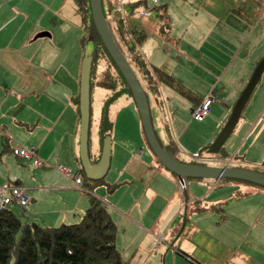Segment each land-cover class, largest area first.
<instances>
[{
    "label": "crops",
    "instance_id": "1",
    "mask_svg": "<svg viewBox=\"0 0 264 264\" xmlns=\"http://www.w3.org/2000/svg\"><path fill=\"white\" fill-rule=\"evenodd\" d=\"M159 1L149 8L143 6L145 13L137 12V18L132 15L133 8L150 3L149 0H117V3L124 17V31L133 34L136 46L138 37L153 39V45L145 50L149 62L142 57L144 62L161 68L174 81L172 86L157 83L160 104L151 114L162 149L183 163L206 162V166L212 167L207 163L214 160L221 162L222 167L264 172V69L217 154L207 152L228 120L255 65L264 56V0H237L233 5L225 0H161L162 8L153 14L150 11ZM37 4L36 0H0V153L4 154L0 157V189L16 186L31 197L25 209L29 220L24 222L44 228L77 223L92 195L115 227L114 246L123 264H264V191L261 189L236 180L190 178L185 191H180L176 176L165 169L173 179L169 177L154 157L151 164L147 157L148 163H142L138 158L140 149L134 153L130 150L126 163L134 170L139 167L140 172L123 176L120 164L116 163L117 179L107 184L112 187L106 191L96 189L104 184L103 179L112 167L114 141L125 144L122 131L137 145L146 142L133 112L130 130L120 117L119 130L115 132L117 116L112 120L108 114V104L112 101L105 104L104 135L109 137L111 148L108 170L101 180L83 179L78 153L80 116L75 100L79 65L76 70L66 67L72 62L64 61L68 52H63L61 61L59 52L48 51L53 43L52 34L38 35L41 39L50 38L51 43L42 40L34 45L38 38L30 40L37 21L29 18ZM241 5H248L250 10L244 12ZM29 24L33 26L30 30ZM177 86L183 88L184 96ZM123 93L131 101L127 106L129 111H133L132 99ZM104 94L102 90L98 106L94 105L95 112L90 103L87 151L92 163L99 158L104 137L99 130ZM206 95L213 98L208 114L200 122L192 120L188 111ZM177 100L183 101L189 110L182 104L183 108L175 106L173 113L172 103ZM161 121L169 124L173 135L170 144L158 133ZM179 121H184L183 125ZM16 146L33 147L35 158L42 165L34 166L33 159L15 157ZM194 153H199L200 159L187 162ZM57 166L78 175L81 188L75 187L72 177L58 172ZM248 200L256 205L248 206ZM229 201L234 202L233 212L224 207L223 214L219 213L221 221L215 218L216 225L226 228V237L211 238L193 219L188 223L184 220L182 229L178 227L174 232L173 226L187 208L194 218L207 208L223 206ZM251 234V243L243 246V240ZM199 236L209 241V254L203 253V249L196 253L194 238ZM227 237L228 246L226 241H221ZM207 256V262H202Z\"/></svg>",
    "mask_w": 264,
    "mask_h": 264
},
{
    "label": "trees",
    "instance_id": "2",
    "mask_svg": "<svg viewBox=\"0 0 264 264\" xmlns=\"http://www.w3.org/2000/svg\"><path fill=\"white\" fill-rule=\"evenodd\" d=\"M100 1L107 26L146 96L147 90L156 92L159 79L174 85L170 75L161 68L141 60L139 54L135 53V47L126 41L125 21L123 15L119 13L116 0ZM74 2L85 33L82 38L80 37L79 45L82 46L87 41L92 46V52L89 54L91 56L90 93L93 89H102L105 92L99 121L100 136H103L107 127L105 104L123 92L131 99L132 97L95 31L88 0H74ZM177 89L185 95L182 87L177 86ZM75 100L78 103V97H75ZM156 162L159 164L157 160ZM79 172L83 175L81 168ZM254 172L264 175L261 171ZM256 188L264 191L262 187ZM183 224L179 223L178 227H183ZM114 232L115 227L104 207L92 195L88 208L77 223L57 228H44L31 222L22 224L8 207L0 210V264H123L114 246Z\"/></svg>",
    "mask_w": 264,
    "mask_h": 264
},
{
    "label": "rangeland",
    "instance_id": "3",
    "mask_svg": "<svg viewBox=\"0 0 264 264\" xmlns=\"http://www.w3.org/2000/svg\"><path fill=\"white\" fill-rule=\"evenodd\" d=\"M36 1L39 4H37L33 8L32 18H29V19H31L33 21H37V24L35 26L36 29L34 30V33L32 34L30 40L34 39V38L35 39L38 38L37 40H35L36 43H34V45L43 42L42 40H45V42L51 43L50 38L41 39L39 37H41L42 33L52 34L53 43L50 44L48 51L57 52V53L59 52L62 56L61 61H63V52H68V58H66V56H65L64 61H72V62H69L68 66H66V67L73 68L76 70L77 66L79 65V70H80L81 61L85 56L89 55L92 52L91 51L92 46H91V43H89L87 41L84 42V45L79 46V43H78L79 38L80 37L82 38V36L85 35V33H84L83 24L81 23V17L78 14L74 0H36ZM160 1L156 6H154L152 8V10L150 12H152L154 14L162 8L163 4L160 3ZM217 1L221 2V0H217ZM225 1L230 2V4H232V5L234 4V2H237V0H225ZM116 3H117V0H116ZM168 3L170 5V1H168ZM119 4L120 3H117V7L119 6ZM150 5H152V4L147 2L142 6H137V7L133 8L134 11L132 12V15L137 18V12L144 10V8L146 9V7L149 8ZM143 6H146V7H143ZM241 10H243L244 12H248L250 10V8L248 7V5H246L245 7H243V5H241ZM258 13H260L259 9H258ZM249 16H252V15L250 14ZM35 19H37V20H35ZM27 27L30 30L33 26L31 24H29V25H27ZM37 29H39V30H37ZM158 33H159V31H158ZM38 35H40V36L38 37ZM158 35H160V33ZM124 37L130 45L135 47V49L139 45V47L137 48L138 52H135V53L139 54V57L141 60H143L142 57L146 60L145 57H147L148 52H145V50L148 48V46L153 45V43H154L153 39L152 38L145 39V36L138 37L139 40H138V43L136 46L135 38H134L133 34L126 32V33H124ZM28 43H29V41H28ZM44 45L46 46V43H44ZM153 53L156 55V52H153ZM154 56L152 58H154ZM146 61L149 62V60H146ZM162 61L164 62L165 59L163 58ZM167 75H169V74H167ZM159 81L163 85H165V83H166L163 79H159ZM78 82H79V74L77 77V83ZM168 85H170V84H168ZM165 86H167V85H165ZM170 86H172V85H170ZM101 92H102L101 89H95L90 94V103H91V106L93 105V111L95 110L94 105L96 103L98 106V102H99L98 99L101 95ZM165 100H166V97H165ZM159 101H158L157 89H156V92L151 91V90H147V102H148V108L150 111V115L154 114L155 109L160 104ZM130 102L131 101L127 97L124 96V93H120L114 100H112L111 103L108 104V114L111 117V119L113 120L114 116L115 115L117 116L116 126L114 128L116 133L119 130V123L121 121L120 117H123L124 123L126 124V128L128 130H130V127H129L130 122H131L130 113H132V112H133V114H135V123H137V125H140V128H141V124H139L140 123L139 116L137 114V111L135 110L136 108H134L133 111H129V107H127L128 104H130ZM182 104L185 105L186 108L189 110V107L185 103H183V101L177 100L176 102L172 103L173 113H175V111L177 109V108H175V106L176 107L178 106V108L182 109L183 108ZM101 105H102V103H101ZM101 105H100V107H101ZM183 112L184 111H180V113H183ZM188 116L191 117L190 111H188ZM183 123H184V121H179L178 124L183 125ZM190 129L191 128H189V130ZM158 133L164 135L167 144H170V142L173 141V137H172L173 135H172V132L169 128L168 123L161 121L158 125ZM93 134L94 133L91 130V132H90L91 137ZM121 135H122V140H123V142H125V144L114 141V145H113L114 157L112 160L113 161L112 167L109 169L105 178L103 179L104 184H101V186L97 187L96 189H102L103 191H106L108 188L112 187L111 184H109V185H107V184L117 179L119 171H118V168H116V163L120 164V172L124 173L123 176H125L126 174L128 175V173H131V172H136V171L140 172L139 167H137V170H134L133 166H128L126 164L128 162V159H130V156H131V155H129V151L132 149H133V153L137 152L139 149L141 150V154L139 155L138 158L142 161V163H144V164L148 163L147 162L148 158H150V164L152 163V159L154 156L151 155L152 153L150 152V150L145 145L146 142L145 143L142 142L141 145H137L136 141H132V140L127 138V133L125 131H122ZM110 142H111V137H110ZM109 152L111 155L110 146H109ZM3 155L4 154L0 153V157H2ZM145 157H147V160H145ZM186 161L187 162H191V161L195 162L198 160H194L190 157L188 160L186 159ZM202 164L205 165L206 162H204ZM208 164H211L210 166H212L213 168H221L222 167V163L219 161L212 160V161L208 162L207 165ZM69 170L71 171V169H69ZM163 171L165 172V169H163ZM166 174L169 175V177H171L173 179V177L170 173H166ZM83 179L87 180L85 178H83ZM189 180H190V178L184 179L185 189H186V182H188ZM71 181L73 182L72 179H71ZM175 182H176V187H178V190L185 191V190L180 189L179 179L176 177H175ZM151 186H154V185L151 184ZM253 186L259 187L256 185H253ZM231 203H234V202L229 201L228 203H226L223 206L221 205V206H217L214 208H207L204 210L203 213L199 214L200 217H194V218L190 217L191 214L187 208V211L179 216L177 222L173 226L174 232L177 230L178 224L180 222L184 223V220H186L185 222L188 223L189 220L193 219L199 227L206 230V232H207L206 234L208 236H210L211 238L218 240V238L221 236L226 237V228L216 225L217 220L215 218H218L220 220L219 213L222 211V214H223V208L224 207H226L225 208L226 211L230 210L233 212L234 206ZM246 204L250 207H254L256 205V203L253 202L252 200L246 201ZM10 208H11L12 212L14 213V215L19 220L22 221V224L24 221L29 220V219H26V218H28L27 213H25L26 208L20 209V208H15L13 206H10ZM231 220H232V217L229 218V224L228 225H230ZM238 226L243 227V225L241 223H238ZM252 236H253V234H251L248 238L243 240L244 241L242 243L243 246L251 243L249 238H251ZM221 241H226L227 242L226 246H228L230 244L229 237H227ZM236 241H240V240L237 239ZM194 242L196 244V250H195L196 253H199L200 249H203V253L209 254V252H210V249L208 248L209 241L207 239L203 238L202 236H199L198 238H194ZM241 251H244L243 247H242ZM262 257L264 259V252H263ZM207 260H208V256L204 260H202V262H207Z\"/></svg>",
    "mask_w": 264,
    "mask_h": 264
},
{
    "label": "water",
    "instance_id": "4",
    "mask_svg": "<svg viewBox=\"0 0 264 264\" xmlns=\"http://www.w3.org/2000/svg\"><path fill=\"white\" fill-rule=\"evenodd\" d=\"M95 31L106 50L107 55L115 65L119 74L126 83L133 103L135 105L141 129L146 144L159 162V164L178 179H212V180H236L246 182L264 188V175L254 171L238 169V168H213L203 164L183 163L176 160L168 152L164 151L156 137L151 122L150 111L148 108L147 96L141 88L136 76L134 75L129 63L120 51L110 29L107 26L103 16L101 1L88 0ZM90 67L91 56H85L80 65L79 70V86H78V110H79V161L83 175L91 181L101 180L108 170L109 160V137L104 136L102 139V147L100 155L96 163H91L88 158L87 141H88V125H89V96H90ZM264 69V56L255 65L247 83L237 97L228 120L222 127L218 136L208 149V154H217L222 143L232 131L240 113L241 108L248 99L253 90L262 70Z\"/></svg>",
    "mask_w": 264,
    "mask_h": 264
},
{
    "label": "built area",
    "instance_id": "5",
    "mask_svg": "<svg viewBox=\"0 0 264 264\" xmlns=\"http://www.w3.org/2000/svg\"><path fill=\"white\" fill-rule=\"evenodd\" d=\"M151 4L157 3L159 0H149ZM145 11H142L144 14ZM213 98L209 95L204 96L197 105L191 109V119L197 122L203 120V117L208 114L210 110V105ZM13 155L19 159L31 160L33 159L34 166H41L40 160L35 158V149L33 147H19L13 148ZM201 155L199 153H194L191 158L194 160L200 159ZM227 162V159H224ZM223 160V161H224ZM224 161V162H225ZM56 170L60 172L65 177H72L74 184L77 189L80 188V177L78 175H73L69 169L57 166ZM179 187L185 190L184 179H179ZM5 191V192H4ZM31 201V197L25 192V190L12 186L5 189H0V210L8 208L10 206H18L25 209Z\"/></svg>",
    "mask_w": 264,
    "mask_h": 264
}]
</instances>
